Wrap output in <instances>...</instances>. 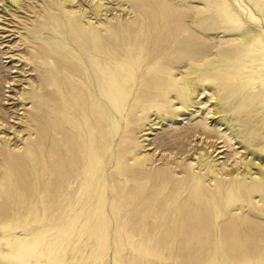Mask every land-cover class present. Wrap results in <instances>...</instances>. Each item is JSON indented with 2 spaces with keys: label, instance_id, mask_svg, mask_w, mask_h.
Here are the masks:
<instances>
[{
  "label": "bare ground",
  "instance_id": "1",
  "mask_svg": "<svg viewBox=\"0 0 264 264\" xmlns=\"http://www.w3.org/2000/svg\"><path fill=\"white\" fill-rule=\"evenodd\" d=\"M89 3L90 12L99 18L96 26L86 19L87 9H65L68 18L63 21L55 13L53 0H46L41 7L35 6V18L25 24L26 32L20 35L29 57L25 54L19 57L38 73L39 88L29 81L26 84L28 88L19 94L23 101L29 99L33 102L31 110L26 112L27 118L20 121L25 124L30 137L22 154L13 152L7 140L0 145L2 163L27 155L33 156L34 160L41 157L46 161L45 184L53 187L54 200H70L75 196L82 203L80 212L67 216V220L74 219L77 224L88 218H101L108 171L111 173L108 174L111 190L119 195L128 192L124 187L127 181L125 173L134 176L146 173L145 167L153 163L152 157L148 153H138L141 143L135 141V135L152 114L158 116L164 110L166 119H173L182 112L186 113L188 106L200 104L195 99L203 84V67L211 71V77L222 78L224 72H228L222 66L226 64L233 74L242 77L240 95L243 104L249 101L260 109L264 108V0H224L225 28L230 29L234 36L226 49L230 51L229 55L219 58L220 49L216 46L215 52L200 57H178L180 66L171 62L166 66L159 65L149 48V42L153 40L151 34H144L140 39L148 24H111L107 16L103 18L102 0ZM209 8L205 2L191 8L194 13L190 15V22L196 25V29L202 28L204 20L198 17ZM82 15L86 19L85 24L80 21ZM115 16L121 17L119 14ZM65 23L74 31V37L58 39V26ZM87 26L93 27L92 35L86 31ZM8 35L0 34V39ZM248 85L251 86L250 91L243 94ZM211 89L212 95L218 97L215 86ZM172 92L174 98L171 97ZM174 100L180 101L181 105L173 104ZM170 102L174 106L173 113L166 110ZM217 109L214 113L221 111L219 104ZM121 118L125 126L120 139L115 141ZM200 124L205 132L215 131L206 121L202 120ZM216 124L219 132L226 130L222 128L221 120ZM244 148L247 149L246 146ZM207 152L205 149L200 152L197 162L204 163ZM250 153L252 156L243 164V170L233 168L232 171L227 170L226 175L220 171L226 167L214 158L205 164L207 170L203 175L195 170L198 165L194 161H189L186 175L182 178L164 175L176 187L184 183L190 191L186 197H182L180 192L176 199L181 200V210L191 221L179 233V241L193 247L190 255L200 260L208 258L213 264H246L253 239L252 233L245 232L242 227L245 225L244 207L237 203L248 202L251 208L258 209L259 202L255 204L250 194L258 189L264 191V156L252 150ZM99 168L105 175L101 174L96 183L98 191L88 195ZM253 168H256V174L250 171ZM170 172L177 175L176 171ZM81 185L85 186V191H78L76 196L74 188L77 191ZM11 221L8 209H1L0 264H64L56 258V248L46 242L40 244L37 236L30 237L31 233L14 232Z\"/></svg>",
  "mask_w": 264,
  "mask_h": 264
},
{
  "label": "rangeland",
  "instance_id": "2",
  "mask_svg": "<svg viewBox=\"0 0 264 264\" xmlns=\"http://www.w3.org/2000/svg\"><path fill=\"white\" fill-rule=\"evenodd\" d=\"M45 1L0 0V34H10L0 39V43L4 44H0V145L7 140L11 150L19 154L25 150L30 137L25 124L20 121L27 118L26 112L31 110L33 103L29 99L23 101L20 95L23 89L28 88L29 81L39 88L38 73L32 70L31 64H26L25 59L19 58L23 54L29 57L25 44L20 41V35L26 32L25 24L35 18L34 12ZM90 1L53 0V4L59 20L67 21L65 9H87L86 19H90L91 24L96 26L99 18L90 12ZM190 1L102 0L105 13L103 18L107 16L111 24H148V28L140 34V39L151 34L153 40L149 42V48L160 66H166L169 62L180 66L178 57H200L215 52L216 46L220 49L219 58H226L230 53L226 49L234 36L230 29L225 28L222 14L224 0ZM204 2L210 8L198 17L204 20L202 28L197 27V30L196 25L190 22V15L194 13L193 8ZM115 14L121 17L118 18ZM86 19L82 15L80 21L85 24ZM58 27V39L62 36L74 37V31L68 23ZM184 29L187 30L183 31ZM159 30L160 34H157ZM86 31L90 35L94 33L92 26H87ZM145 46L146 44L143 45V50ZM222 66L228 69L222 78L211 77V71L206 67L202 68L203 84L195 99L200 101V104L190 107L187 105V112H182L173 119H166L163 110L160 111L159 117L152 114L150 120L144 122L145 126L134 139L141 143L137 149L138 153H148L153 163L145 167L146 173L136 176L125 173L127 181L124 187L128 192L121 195L111 190V179L108 175L111 173L108 171L101 218H88L79 224L75 223L74 219L67 220L68 215L80 212L82 203L75 196L70 200H54L53 187H46L45 184L46 161L41 160V157L34 160L33 156L27 155L14 157L5 163L0 161V210L8 209L14 232L31 233L30 237L37 236L40 244H50L52 248H56V258L61 259L64 264H213L208 258L200 260L190 255L193 247L179 241L180 230L191 221L181 210V200H176L177 194L182 192V197H186L190 191L184 183L176 187L166 180L164 175L184 177L189 161L197 162L198 154L204 152V149L209 153L204 156V163L197 162L195 170L199 175L206 172L205 164L212 158L223 163L226 168L220 171L226 175L227 170L232 171L233 168H239L237 171L243 170V164L252 156H249L251 150L264 156V108L260 109L249 101L243 104L240 95L242 77L233 74L226 64ZM179 69L184 70L182 67ZM213 86L218 97L212 95ZM250 88L248 85L243 94L248 93ZM174 96L172 92L171 97ZM174 103L181 105L178 100H174ZM218 104L221 111L214 113L218 110ZM166 110L174 112L171 102L167 104ZM202 120L214 127L215 131L205 132L203 125H199ZM217 120H221L222 128L226 130H217ZM124 126L121 118L120 131L115 141L120 139ZM227 128H230V131ZM169 169L176 171L177 175H172ZM250 171L253 174L257 172L256 168ZM162 172L164 174H161ZM97 173L89 186L88 195L98 191L96 183L101 174L105 175L101 168ZM81 186L77 191L74 188L76 196L78 191H85V186ZM250 197L255 204L259 202L257 205L260 208H251L250 204L244 201L237 203L244 207L245 225L242 227L245 232L252 233L253 239L246 264H264V191L255 190L251 192Z\"/></svg>",
  "mask_w": 264,
  "mask_h": 264
}]
</instances>
